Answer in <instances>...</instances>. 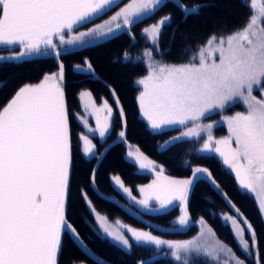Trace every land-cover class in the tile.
<instances>
[{
    "label": "snow or ice",
    "instance_id": "obj_1",
    "mask_svg": "<svg viewBox=\"0 0 264 264\" xmlns=\"http://www.w3.org/2000/svg\"><path fill=\"white\" fill-rule=\"evenodd\" d=\"M169 3L180 11L184 21L189 16H198L203 8L215 6L211 0L192 3L188 0H0V68L47 58L55 59L58 66L57 72L44 74L39 82L20 85L0 107V264H58L62 234H67L85 253L91 251L67 215L73 143L62 57L101 47L120 35H128L134 47L139 41L132 29L152 19ZM245 3L249 15L244 25L226 35V27L222 26V31L211 34L186 63L156 59L164 55L159 42L163 29L172 24L171 13L142 28L140 37L148 47L138 59L145 64L147 74L137 81L143 89L138 106L150 134L184 129L158 145L160 154L180 143L199 144L189 154L197 158L218 157L234 174L242 195L256 194L253 198L264 223V0H245ZM98 20L103 22L96 23ZM87 25L93 26L80 30ZM175 32L172 29L173 39ZM188 51L184 49L185 53ZM113 62H132V57L125 50L121 60ZM74 69L89 80L102 82L87 57ZM6 86V82H0V89ZM104 86L110 87L106 82ZM256 91L260 92L259 97L254 94ZM112 94L115 97L114 91ZM79 97L88 98L89 104L83 107L88 115L96 117L95 128L87 127L91 138L84 133L78 136L82 142L81 155L86 162L95 160L99 165L111 146L98 152L93 139L98 133L99 139L106 143L105 138L113 127V109L106 100L102 107H96L90 90L81 91ZM116 103L119 104L118 98ZM237 103L245 110L223 115ZM119 111L121 130L113 144L126 143L127 121L123 109ZM217 114L221 115L220 121L204 123ZM76 116L84 126L88 125L86 117L79 113ZM221 124L227 126L228 135L216 138L213 129ZM122 158L138 166V171L152 172L157 177L138 189L140 199L118 175L112 177L113 190H122L132 202L129 210L137 223L144 222L145 217L148 219L142 229L125 224L121 230H113L108 225L109 217L101 214L88 192L81 189L80 198L93 215L88 226L98 238L108 240L127 255L134 248L147 250L150 256L141 257L136 264H153L158 256L169 254L175 261L189 264L194 253L209 258L210 264H246L232 247L216 238L204 217L197 221L198 238L185 241L162 238L192 225L191 196L196 186L204 182L235 213L220 215L208 209L209 215L217 216L229 227L246 258L252 259L253 264H264L253 223L220 190L209 168L193 167L185 160L191 175L176 180L164 176L163 167L139 149L136 153L128 151ZM98 170L93 168L87 174L86 187L100 199L104 194L96 182ZM203 198L214 205L211 198ZM176 208L180 214L175 221L167 225L154 222ZM97 264L106 261L97 260Z\"/></svg>",
    "mask_w": 264,
    "mask_h": 264
},
{
    "label": "trees",
    "instance_id": "obj_2",
    "mask_svg": "<svg viewBox=\"0 0 264 264\" xmlns=\"http://www.w3.org/2000/svg\"><path fill=\"white\" fill-rule=\"evenodd\" d=\"M192 2L193 0H188V3ZM211 2L215 4L214 7L203 8L198 16H189L186 21L182 20L180 11L169 3L168 6L156 12L152 19L145 20L143 24H138L132 29V33L139 41L134 47L131 46L128 35H120L117 39L101 47L62 57L65 65V98L70 112L69 122L73 143L71 201L67 215L87 246L98 256L112 264H136L141 257L148 258L150 253L144 249L134 248L132 254L127 255L119 250L118 246H113L108 240L94 235L88 226V222L93 220V215L89 213L79 193L81 189L88 192L95 207L100 210L101 214H106L110 220H120L129 227L144 228V222L148 218L145 217L144 222L138 224L132 211L129 210L131 203L120 191H114L111 186L113 184L112 177L117 175L134 194H137L136 187L150 184V175L139 172L137 166H133L122 158L126 156L128 149L131 147H135L134 149L136 150L139 149L149 159L163 167L164 172L170 177L181 179L190 177V170L184 165L185 160L189 161L193 167L209 168L218 182L220 190L226 193L244 216L253 223L257 231L259 252L264 257V223L261 222L255 199L251 195L241 194L234 175L224 168L216 156L209 155L206 158H197L195 155H190L189 150L192 152L196 151L192 143L177 144L169 151L160 154L158 145L177 136L179 130L165 132L163 135H152L145 129V122L139 112L137 101L138 87L135 85V81L146 75V67L142 62L138 61L113 62L114 60H121L125 50L129 54L134 52V48L139 51L144 43V40L140 37L142 28L157 22L161 17L169 13L173 16L172 24L170 27L163 29L159 42V47L164 53L160 58L166 63H182L186 60L189 52L205 43L211 34H219L222 31V26L226 27L225 34L239 28L246 22L249 8L246 6L245 0H211ZM172 29H176L174 39L172 37ZM185 48L189 49L187 53L184 52ZM86 57L94 64L102 82L89 80L77 74L73 69L75 65L82 64ZM57 70V63L55 59L51 58L33 60L19 66L4 65L0 68V82H6L7 86L0 89V107H3L8 102L20 85L29 82L37 83L44 74L54 73ZM104 82L110 87H105ZM82 90H90L98 101L104 99L109 103H113L112 93L114 91L127 121L125 144H119L118 142L113 144L118 132L121 130L122 124V118L116 109H113L111 120L113 127L110 135L105 138L106 143L98 137L93 139V143L97 145L98 152L111 146L99 165H97L95 160H92L91 163L86 162V159L81 155L82 145L81 141L78 140V136L83 132V128L76 114L81 111L78 95ZM236 110V108L230 107L225 113L232 114ZM216 117V115H213L208 119L211 120V118ZM97 167L99 170L96 174V182L100 193L104 194L100 199H97L86 187L87 174L90 173L91 169ZM203 197L211 198L215 202L214 205L206 203ZM208 209L220 215H234L233 209L217 195L216 191L207 183L200 182L196 186V190L190 200L189 211L193 221L192 225L187 230L168 234L162 238L187 240L200 232L197 221L200 217H204L208 226L215 231L217 239L232 247L236 256L245 259L246 264H253L252 259L246 258L241 251L229 227L217 216L209 215ZM179 214V209L176 208L170 210L167 215L159 216L154 222L160 225H167L169 222L175 221ZM160 231H164V229H160ZM78 263L95 264L83 254L82 250L67 234H62V246L58 256V264ZM153 264L177 263L166 255L153 261Z\"/></svg>",
    "mask_w": 264,
    "mask_h": 264
},
{
    "label": "rangeland",
    "instance_id": "obj_3",
    "mask_svg": "<svg viewBox=\"0 0 264 264\" xmlns=\"http://www.w3.org/2000/svg\"><path fill=\"white\" fill-rule=\"evenodd\" d=\"M126 2H130V0H127ZM109 15H111V13H110ZM107 18H108V17H105L104 19H107ZM102 22H103V20H98V21H96V23H102ZM92 26H93V25H87L85 28H81L80 30H81V31H84V30H86L87 27H92ZM226 34H228V33H225V35H226ZM204 44H205V43H203L202 45H204ZM202 45H200V46H202ZM200 46H198V47H200ZM146 47H148V45H146V43H145V41H144L143 46H142V48H140L139 51H137V50L134 48V52H133L132 54H130V56L132 57V61L142 62V60H141V59H138V57H140V54L142 53V51H143ZM198 47H197V48H198ZM197 48H196L195 50L190 51L189 54H188V56L186 57V60L183 61L182 63H186V62H188L189 57L195 54ZM156 59L160 60L161 58H160V56H156ZM55 61H56V60H55ZM56 63H57V61H56ZM142 63H143V62H142ZM176 64H180V63H176ZM143 65H145V64L143 63ZM73 69H74V68H73ZM74 70H75V69H74ZM57 71H58V70H57ZM57 71H56V72H57ZM54 73H55V72H54ZM146 74H147V70H146ZM143 77H144V76L138 78V79L135 81V85L138 87L137 101H138L139 93L143 90V89H142V86L138 85L137 81H138L139 79L143 78ZM82 91H87V90H82ZM254 94L257 95V97L260 96V92H259V91L254 92ZM93 98H94V100H95V106H96V107H102V102L104 101V99H101V101H98L94 96H93ZM112 98H113V99H112V100H113V103H109V102L107 101L108 104L112 107V109H116V111H118V113H120L119 110H120L121 106H120V103H119V104L116 103V99H117L116 95H115V97H114L113 94H112ZM78 99H79V102H80V108H81V111H80L79 115H80L81 117H86V118H87V120H88V125H87V126H84L79 120H78V121L80 122V124H81V126H82V128H83V132H82V133H84V134H88V135L90 136V138H91V134L87 132V127L95 128V126H96V117H95V115H88L87 112L85 111L84 107H83L84 105L89 104V100H88V98L85 97V98L82 100V99L79 97V95H78ZM232 107H234V108L237 109L236 112H240V111H244V110H245L244 107H243V105L240 104V103H237V104L233 105ZM89 111H90V109H89ZM236 112H235V113H236ZM233 114H234V113H232V114H228V113H225V112L223 113V115H233ZM100 115H101V119H103L104 114L101 113ZM112 116H113V115H112ZM216 116H217L216 118H211V120H210V119H206V120H204V123H211V122H215V121H220V120H221V115L218 116V114H217ZM181 131H184V129H180V130H179V133L177 134V136L180 134ZM213 134H214V136H215L216 138H223V137L227 136V135H228L227 126H226L225 124H221V125L218 126V127H214V129H213ZM97 137H98V133H97ZM106 137H107V136H106ZM98 138H99V137H98ZM200 143H202V140L200 141ZM192 144H193V143H192ZM81 145H82V142H81ZM199 146H200L199 144H194L195 149H197ZM134 148H135V147H131V148L128 149V151H132L133 153H136L137 150L134 149ZM217 158H218V157H217ZM218 159H219V158H218ZM219 160H220V159H219ZM220 162H221V161H220ZM221 163H222V162H221ZM222 165H223V164H222ZM223 166H224V165H223ZM224 168L227 169V170L230 172V170H229L226 166H224ZM137 169H138V166H137ZM157 170H158V169H157ZM139 172H141V171H139ZM141 173H146V174H148V175L151 176L150 184L152 183L153 180H155V179L157 178L156 175H155V173H152V172L143 171V172H141ZM163 175H164V176H167V177H170V176L167 175L165 172H163ZM233 175H234V174H233ZM170 178H172V179H176V180H182L181 178H175V177H170ZM112 181H113V180H112ZM113 183H114V181H113ZM140 187H141V186L136 187L137 194H134L133 191H132V194H133L134 196H136L137 199H140V198H141V195H140V193H139V191H138V189H139ZM120 192L123 194L122 190H120ZM123 195L127 198V200H128L130 203H132V202L128 199V197H127L125 194H123ZM255 195H256V194H252L251 196L254 197ZM257 199H258V197H257ZM255 201H256V200H255ZM256 203H257V202H256ZM234 215H235V213H234ZM116 221H120V220H110V219H109V221H108V225H109L113 230H121L125 224H124L122 221H120V223H116ZM127 226H128V225H127ZM199 228H200V225H199ZM199 236H200V232H199L197 235H195V236H193V237H191V238H189V239H187V240H193V239L198 238ZM164 239H166V238H164ZM202 239H209V240H210L211 238H210V237H204V238H202ZM169 240H175V239H169ZM176 241H185V240H176ZM167 256H168L169 258H171L175 263H177V264H181V262H179V261H175L174 258H172V257L170 256V254L167 255ZM252 261H253V260H252ZM202 263H204V264H210L209 258L204 257V256H202V255H197V254H195V253L192 254V256L189 258V264H202ZM78 264H80V263H78ZM82 264H83V263H82Z\"/></svg>",
    "mask_w": 264,
    "mask_h": 264
},
{
    "label": "water",
    "instance_id": "obj_4",
    "mask_svg": "<svg viewBox=\"0 0 264 264\" xmlns=\"http://www.w3.org/2000/svg\"><path fill=\"white\" fill-rule=\"evenodd\" d=\"M84 241V240H83ZM76 243V242H75ZM77 244V243H76ZM78 246V245H77ZM79 247V246H78ZM80 248V247H79ZM89 248V247H88ZM81 249V248H80ZM90 249V248H89ZM82 250V249H81ZM91 250V249H90ZM83 254L92 262H94L95 264H97V260H103V261H106V264H112L110 263L109 261L103 259L102 257L98 256L96 253H94L92 250L89 252V253H85L83 250H82ZM165 255H160L156 258L157 259H160L162 257H164Z\"/></svg>",
    "mask_w": 264,
    "mask_h": 264
}]
</instances>
